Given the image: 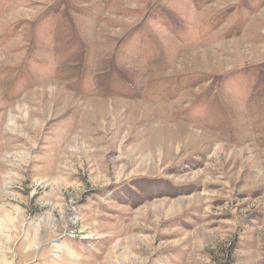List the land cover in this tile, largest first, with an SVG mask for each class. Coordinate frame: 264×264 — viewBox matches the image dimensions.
<instances>
[{
  "label": "rangeland",
  "instance_id": "1",
  "mask_svg": "<svg viewBox=\"0 0 264 264\" xmlns=\"http://www.w3.org/2000/svg\"><path fill=\"white\" fill-rule=\"evenodd\" d=\"M0 264H264V0H0Z\"/></svg>",
  "mask_w": 264,
  "mask_h": 264
},
{
  "label": "bare ground",
  "instance_id": "2",
  "mask_svg": "<svg viewBox=\"0 0 264 264\" xmlns=\"http://www.w3.org/2000/svg\"><path fill=\"white\" fill-rule=\"evenodd\" d=\"M221 159V158H220ZM221 167V166H220ZM223 171V170H222Z\"/></svg>",
  "mask_w": 264,
  "mask_h": 264
}]
</instances>
